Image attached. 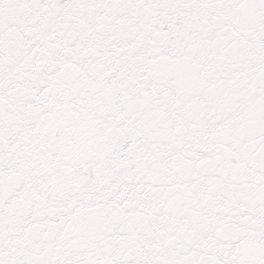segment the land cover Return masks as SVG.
Segmentation results:
<instances>
[{"label": "snow or ice", "instance_id": "1", "mask_svg": "<svg viewBox=\"0 0 264 264\" xmlns=\"http://www.w3.org/2000/svg\"><path fill=\"white\" fill-rule=\"evenodd\" d=\"M0 264H264V0H0Z\"/></svg>", "mask_w": 264, "mask_h": 264}]
</instances>
